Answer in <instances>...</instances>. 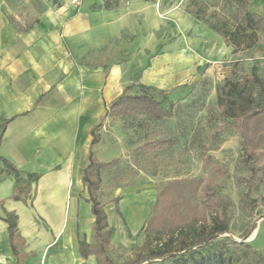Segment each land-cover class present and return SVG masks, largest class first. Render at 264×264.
Masks as SVG:
<instances>
[{
  "label": "crops",
  "instance_id": "obj_1",
  "mask_svg": "<svg viewBox=\"0 0 264 264\" xmlns=\"http://www.w3.org/2000/svg\"><path fill=\"white\" fill-rule=\"evenodd\" d=\"M254 1L264 12V0ZM101 3L0 0V126L10 120L0 142V264H19L1 219L5 211L19 218L26 246L22 264H99L94 254L86 259L79 250V238L86 237L78 227L87 224L79 217L95 219L82 171L93 126L128 87L118 60L129 27L124 10ZM94 151L111 161L103 137ZM1 158L40 175L32 205L11 198L15 177ZM132 197V207L128 200L105 206L109 223L120 215L131 235L143 229L150 211L148 199Z\"/></svg>",
  "mask_w": 264,
  "mask_h": 264
},
{
  "label": "rangeland",
  "instance_id": "obj_2",
  "mask_svg": "<svg viewBox=\"0 0 264 264\" xmlns=\"http://www.w3.org/2000/svg\"><path fill=\"white\" fill-rule=\"evenodd\" d=\"M200 1L208 5L205 18L210 21L215 20L211 11L220 19L234 15V5L228 0ZM200 1L118 0V9L125 11L129 24L119 42L118 63L124 68L125 86L136 90L143 83L163 90L159 97L167 95L175 110L172 118L161 120L115 116L104 121L100 128L103 149L117 163L103 172L101 201L105 207L114 205V199L128 200L132 207V196L148 199L150 216L156 196L168 180L203 176L229 204L218 208L201 202L189 205L181 209L187 213V222L197 219L204 227L217 214L227 217L228 235L264 252V186L252 209L240 205L248 176L240 129L236 120L220 112L217 98L228 80L252 89L257 96L259 88L245 77L251 78L253 67L264 77V32H259L260 41L254 47L235 51L203 19L196 18L193 12ZM259 5L253 0L249 8L264 14ZM159 139L168 140L169 146L159 150L146 147V142ZM206 156L213 158L209 167L205 166ZM72 207L69 199L67 208ZM114 215L109 223L115 229L111 257L115 264H124L144 243V228L131 235L122 217ZM79 220L87 223L80 222L78 230L91 243L93 218L80 216ZM249 230L252 232L243 239Z\"/></svg>",
  "mask_w": 264,
  "mask_h": 264
},
{
  "label": "trees",
  "instance_id": "obj_3",
  "mask_svg": "<svg viewBox=\"0 0 264 264\" xmlns=\"http://www.w3.org/2000/svg\"><path fill=\"white\" fill-rule=\"evenodd\" d=\"M228 1L234 5V15L231 19H220L215 11H211L214 21L205 18L208 5L201 1L193 13L196 18L203 19L211 29L219 33L235 51L254 47L260 41L259 32H264V14L252 11L249 8V0ZM103 6L112 9L119 6V2L104 0ZM245 78L250 79L259 88L257 96L252 89L241 86L237 81L228 80L217 98L220 112L226 118L236 120L239 125L242 153L248 168L240 205L252 209L257 201L255 196L264 186V77L259 76L257 68L253 67L251 78ZM138 86V89L132 90V86L128 85L108 106L101 123L93 126L88 163L82 171L83 184L88 192L87 201L91 202L95 219L93 241L90 243L80 237L79 250L86 259L94 254L99 264H115L111 257V242L115 229L109 224L100 192L103 172L114 166L117 160L101 161L94 151V147L102 140L100 128L104 119L115 116H147L161 120L172 118L174 115L175 104L169 101L167 95L159 97L163 90H156L143 83ZM9 121L5 120L0 126V142ZM169 144L168 140L159 139L146 142V147L159 150L165 149ZM2 160L6 162L7 174L15 177V192L11 198L32 205L36 194L33 184L37 183L40 175L22 172L6 159ZM204 160L206 167L213 162L211 156H206ZM156 199L143 226L144 243L134 250L132 258L127 259L124 264H264V252L254 248L250 242H243L228 235L231 226L227 217L215 215L209 227L199 226L197 219L187 222V213L182 210L189 205L201 202L218 208L229 204L219 195L213 183L203 176L168 180ZM113 202L117 203L118 199ZM182 218L185 222H182ZM1 219L8 223L11 246L19 264H22L26 246L25 239L18 229L19 218L15 212L5 211ZM251 232L252 230H249L242 238H247Z\"/></svg>",
  "mask_w": 264,
  "mask_h": 264
},
{
  "label": "built area",
  "instance_id": "obj_4",
  "mask_svg": "<svg viewBox=\"0 0 264 264\" xmlns=\"http://www.w3.org/2000/svg\"><path fill=\"white\" fill-rule=\"evenodd\" d=\"M74 7H79L83 4L84 0H68Z\"/></svg>",
  "mask_w": 264,
  "mask_h": 264
},
{
  "label": "bare ground",
  "instance_id": "obj_5",
  "mask_svg": "<svg viewBox=\"0 0 264 264\" xmlns=\"http://www.w3.org/2000/svg\"><path fill=\"white\" fill-rule=\"evenodd\" d=\"M66 234H68V233H66ZM254 235V234H253ZM73 241V240H72ZM70 249H71V247H70ZM71 252V251H70Z\"/></svg>",
  "mask_w": 264,
  "mask_h": 264
}]
</instances>
